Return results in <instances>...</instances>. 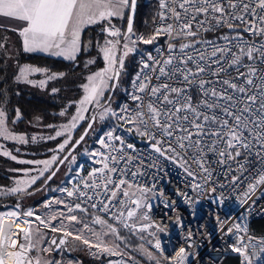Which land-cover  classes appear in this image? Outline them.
I'll use <instances>...</instances> for the list:
<instances>
[{
    "label": "snow or ice",
    "instance_id": "obj_1",
    "mask_svg": "<svg viewBox=\"0 0 264 264\" xmlns=\"http://www.w3.org/2000/svg\"><path fill=\"white\" fill-rule=\"evenodd\" d=\"M135 8L136 0H0V17L23 22L18 32L23 38L25 52L39 51L75 60L81 51L82 30L98 23H105L102 32L116 38H106L100 47L105 66L87 76L75 114L54 136L41 137L54 140L66 136L57 149L52 150L55 154L45 160L19 161L42 167L17 170L25 178L16 179L15 186L7 189L6 194L26 193L46 173L50 174L46 176L45 184L52 180L59 165L69 159L68 156L60 158L59 153L69 145V152L74 150L91 130L95 115L84 134L72 142V132L87 119L85 113L89 112V106L100 110L101 120L111 115L122 126L126 125L128 132L135 130L147 141L148 149L146 154L138 155L135 145L126 143L114 131L99 137L97 143L103 150L98 149L89 155L96 158L95 163L100 166L73 183L71 190L67 187L54 190L75 198L76 202L69 203L65 199L47 201L46 208L53 204L63 206L47 217L28 210L24 216L34 217V222L25 219L28 227L18 228L15 233L11 224L20 219L19 204L17 210L0 214V264H57L43 259L40 254L53 251L52 245L61 248L69 237L90 249L122 255L118 251L119 244L108 245L104 239L114 236L123 241L120 227L133 234L143 233L153 226L163 231L159 225L149 222L151 200L163 196V192H157L154 184L149 186L138 179L147 174V169L159 168L160 160L182 169L192 178L189 187L194 190L209 183L215 185L214 172L225 177L233 188L246 184L241 193L245 202L264 186V0H159L160 24L148 38L137 36L133 31ZM126 9H130V14L127 29L122 33L111 24V20L123 18ZM221 29L229 31L216 40L198 38L202 33ZM245 33L261 39L245 40ZM161 35L169 38L167 55L157 58L149 54L142 62L141 70L132 82V106L125 105L120 113H116L102 105L105 91L118 86L124 59L136 50L137 42L151 44ZM176 40L182 42L179 45L172 42ZM157 51L163 53L164 50ZM94 62L90 60L88 63ZM41 71L45 70L25 65L19 69L16 79L44 88L48 80L63 76L59 73L49 75L46 80L29 79L30 74ZM60 115L65 116L66 111H61ZM20 116V110L16 109L12 122L15 123ZM7 120V113L0 108V139L27 144L28 138L12 132ZM31 140L35 142L37 137L32 136ZM0 155L17 160V156L2 143ZM71 159L75 162L76 158L72 156ZM217 187L223 188L225 184L211 187L210 192L215 193ZM177 195L190 199L182 191ZM213 202L222 204L223 197ZM173 206V202L165 203V207ZM89 209L104 213L116 223H109L96 215L92 224L102 225L107 231H95L88 222L74 214L87 215ZM4 215L15 219L5 222ZM53 221L57 225H53ZM75 224H82V229L75 233L69 231L67 226ZM240 227L235 224L227 229L226 234L239 231ZM42 228L62 233L59 242L53 237L49 246L44 247ZM85 230L95 238V243L84 238ZM191 235L189 232L188 238ZM239 242L243 244V240ZM260 243L264 244V241ZM154 247L163 251L159 240ZM33 251L38 253L36 257L30 255ZM188 255L186 248L180 247L169 258V264H185ZM147 256L155 264H160L151 252ZM110 264H127V261Z\"/></svg>",
    "mask_w": 264,
    "mask_h": 264
},
{
    "label": "built area",
    "instance_id": "obj_2",
    "mask_svg": "<svg viewBox=\"0 0 264 264\" xmlns=\"http://www.w3.org/2000/svg\"><path fill=\"white\" fill-rule=\"evenodd\" d=\"M152 1L155 2L157 11L149 25L150 33L146 36L141 33H135L137 36L148 38L160 24L158 16L160 12L159 0ZM112 25L120 29L122 33L125 30L123 25ZM228 31V29H221L215 32L202 33L198 38L216 40L220 35ZM244 39L259 40L261 38L251 37L245 33ZM168 42L169 38L165 35H161L151 44L137 42L135 45L136 50L130 53L133 56L135 70L122 99L115 109L116 113H120V110L125 105L132 106V101L130 100V93L134 91L132 82L141 70L142 62L148 59L149 54L157 58H160L161 55H167ZM172 42L179 45L182 41L176 40ZM157 49H163L164 51L159 53ZM126 129L127 126H122L121 122L113 116L111 122H108L99 131L94 143L82 151L77 162L69 170L64 180L52 188L53 193L60 194L70 202H76L75 198H68L64 193L54 190L63 187L71 190L73 183L79 182L82 177H87L94 167L100 166L95 163L96 158L91 157L89 154L98 149L103 150L97 141L99 137L108 131H114L126 143L134 144L138 155L146 154L148 151L146 148L147 141L142 139L135 130L128 132ZM146 172V175L138 178L140 182L149 186L154 184L157 192H163V196H157L151 200L153 206L149 222L153 225H159V228L163 229V231H159L153 226L139 234L144 235L153 245H155L156 240L160 241L163 251L155 250L166 264H169V258L174 256L180 247H185L189 253L185 264H221L228 255L237 256L238 264H264V250H262L264 249V244L260 243L264 241V234L255 235L249 231V223L252 220L264 217V186L258 188L251 198L245 202V198L241 193L244 192L246 184L242 183L239 187L233 188L225 177L219 175L218 172H214L212 178L216 184L209 183L200 190L190 188L189 185L192 183V178L188 177L179 167L166 161L160 160L159 168L147 169ZM198 182L203 183V181ZM218 184H225V187H217L215 193L210 192L209 189ZM178 191L186 193L190 199L177 195ZM221 196L223 197L222 204L213 202V200ZM166 202H173L174 206L165 207ZM89 211L94 215H100L103 219L108 220L109 223H116L104 213L91 209ZM235 224L241 226L239 231L226 234L227 229ZM119 229L130 232L122 227ZM189 232L192 233L191 238H188ZM151 233H155V235H151ZM240 240H243V244L239 242ZM115 260L127 261V264H142L134 259L122 260L116 258ZM110 262L112 261H107L105 264H110Z\"/></svg>",
    "mask_w": 264,
    "mask_h": 264
},
{
    "label": "trees",
    "instance_id": "obj_3",
    "mask_svg": "<svg viewBox=\"0 0 264 264\" xmlns=\"http://www.w3.org/2000/svg\"><path fill=\"white\" fill-rule=\"evenodd\" d=\"M156 11L157 6L154 1L138 0L133 31L145 36L148 35L150 33V22L155 17ZM123 26L125 27V21ZM102 28H104L103 23L85 28L82 34L81 51L75 60L66 61L42 54L25 53L22 50L20 37L17 32L0 27V108L7 113V123L13 127L14 131L30 135L39 129L43 131L45 126L58 123L64 117H66L64 120H67L72 115L75 111L76 101L82 93V84L86 78V74L91 70L97 69L101 64L97 55L96 43L105 36ZM90 60L95 62L88 63ZM22 64H32L45 70V76L59 73H63V76H57L56 79L48 80L44 88L34 86L16 79L19 74V67ZM134 70L133 61L131 64L126 63L125 69H123L125 76H119L118 86L115 87L112 94L116 107L128 87L129 76L133 75ZM44 74L38 73L35 75V78L42 79ZM52 89H57L58 91L53 92ZM16 109L20 110L21 116L19 120L13 123L12 121L16 117ZM61 111H66V115L61 116ZM88 116L73 131V136L76 138L84 129L91 115ZM106 122L105 120L100 121L99 127H103ZM95 137L92 135L89 140L95 141ZM81 149L82 147L79 145L76 152ZM3 173L0 171V184L6 185L9 178L3 175ZM47 175L48 173H46ZM52 184L53 180H50L46 185L50 188ZM39 187L36 186V189ZM30 191H33V189ZM9 196L11 195L0 196V201H8L10 199ZM82 217L86 216L82 215ZM119 230L120 235L125 239L129 240L132 238L129 232L122 229ZM249 231L255 235L264 234V217L252 220L249 223ZM60 257L65 259L71 258L79 264H94L90 258H84L82 255L72 256L67 255L65 252L52 254V259ZM136 260L138 261V258ZM164 264H166L165 261ZM221 264H238V258L235 255H228Z\"/></svg>",
    "mask_w": 264,
    "mask_h": 264
},
{
    "label": "rangeland",
    "instance_id": "obj_4",
    "mask_svg": "<svg viewBox=\"0 0 264 264\" xmlns=\"http://www.w3.org/2000/svg\"><path fill=\"white\" fill-rule=\"evenodd\" d=\"M127 15H126V17H127ZM114 19H116V18H113L111 20V24L115 23ZM103 25L105 27V23H103ZM134 33H136V32L134 31ZM104 35H105L104 38L99 39L96 43L97 55L101 61V64L97 69L89 71L86 74V78L88 75L95 73L96 71H98L99 69H101L105 66V62L103 61V58H102L103 54L100 51V47L104 45V41L106 38H108V39H113V38L108 37L106 33H104ZM132 61H133V56L129 53L128 56L125 57V59H124V68L123 69H125L126 63L131 64ZM25 65L36 67L32 64H22L19 67V69ZM36 68H38V67H36ZM38 73H41L43 75L44 71L30 74L29 79H32L35 81L47 79L48 76H45L46 74H44V76H42V79L35 78V75ZM120 75H121V77H124L125 71L123 72V70H122ZM131 76H132V74L129 76V79L131 78ZM86 78H85L83 84L87 82ZM112 90H113V88L105 91L104 97L101 98V104L104 106L110 107L112 109V111L115 112V109H116V105H114L115 101H114V98H112L111 93H110ZM82 96H83V89H82V93H81L80 97L76 101V107L78 106L77 102L82 98ZM76 107H75V111H76ZM75 111L72 113V115L75 114ZM92 114H94L96 116V120L93 123L92 128L89 131L88 135L85 137L84 141L80 144L82 149L78 150L77 152L75 150V152H73L69 156V159L64 164L59 165V170L56 171V175L52 178L53 184L50 186V188L45 184V179H46V174H45L44 178L39 179L34 185H32L27 190L26 193H23V194H10V193L6 194L7 189L15 186L14 182L16 179L25 178L23 176V173L21 171H17V170L33 169V168L42 167V166H37V165H33V164H28V163H20L19 161H33V160L50 159L51 156L53 154H55L52 150L57 149V146L63 142V139H65L66 136L57 137L54 140L41 139V137L46 138L48 136H54L55 132L57 130H61V126L65 123H67L72 115L69 118H67V120H64L66 118V117H64V119L59 121L58 123L50 124L53 127H49V125L45 126L43 131H41V129H39L38 131L31 133L30 135L14 131L13 127L10 124H8V126L12 132H14L17 135H25L28 138L29 142L27 144H22V143H18V142H14V141H4V140L0 139V143L4 144L5 147L7 148V150L11 151V153L13 155L17 156V160L14 161L10 157H5L3 155H0V171L4 172L3 175H5L9 178L8 184H6V185L0 184V196L4 197V196L11 195V196H9L10 199L8 201L2 203V205L0 207V214H5V213H8L10 211L17 210L16 205L19 204V209L17 211L19 212L20 219L16 220V221L23 222V224L21 226H19V228L22 229V228L28 227V224L24 222L25 219H27L30 223L34 222V217H25L24 216V213H26L28 210L34 211V213L36 215H41V216L47 217L50 214H52L53 212H56V211L63 208V206L55 205V204H53L50 208H46V207H44V205L47 201H49L51 199H65L69 203H73V202H70L69 200H67L66 198H64L63 196H61L60 194L53 193L52 188L56 184H59L60 182H62V180H64V178L69 173V170L77 162L81 152L83 150H85L86 148H88L92 142H94V141L89 140L90 136H92V135L97 136L99 131L102 130V128H104V126L107 125L108 122H111V120L113 118V116H111V115L106 116L103 120H105L107 122L105 123V125L103 127L100 128L99 127L100 121H103L99 118L100 110L95 109L92 106H89V112L85 113V115L86 116H88V115L92 116ZM32 136L37 137V140L35 142H33L31 140ZM72 136H73V132H72ZM75 139H76V137L73 136V141ZM95 139H96V137H95ZM67 148L68 147H66V149ZM66 149H65V151H66ZM64 152H62V154L59 153L60 158ZM72 156H75V158H76L75 162L72 161V159H71ZM48 174H50V173H48ZM36 186H40V187L38 189H36ZM32 189H33V191H30ZM74 214L78 215L85 222H88L90 224V226H92L95 231H97V232H101V231L106 232L107 231V229L102 225H93L92 224V221L94 220L96 215H94L90 211H89V214H87V215L81 214L79 212H76ZM82 215H84L86 217L83 218ZM4 218H8L11 220L15 219V218L7 216V215H4L3 219ZM66 224H67V222H66ZM53 225H57V222L53 221ZM67 227H68L69 231H73L75 233V232L79 231L80 229H82V224L68 225ZM41 230L45 233L43 246L47 247V246H49V241H50V237H51L52 232L49 229H43L42 228ZM129 233L133 239L131 238L128 240V239L124 238L123 241H120L114 236H108V237L104 238L105 243L108 245H111L114 242L119 244L118 251H120L122 253V255H111L109 253L102 252L96 248L90 249L87 245H84L81 241H76L70 237L71 243L73 245L71 248V250H72L71 255L72 256L73 255H75V256L76 255H82L84 258H90V260L94 264H105L107 261H112V262L118 261V260H115L116 258H120L123 260V259H129V257H131L134 260H136V258H138V261L141 262L142 264H155L154 261L148 259L147 253L151 252L160 261V264H164L163 258L155 250L154 245L151 241H149L142 234H139V233L133 234L131 232H129ZM83 236H84V238L91 240L93 243L96 242L95 238L91 235V233H89L86 230L83 232ZM120 236L123 237L122 235H120ZM141 237H143V239ZM20 239H21V242H23L22 238H20ZM37 254L38 253L35 251L30 253V255L32 257H36ZM40 255L42 256L43 259H45L49 262H57V264H79L71 258L65 259L63 257H60V258L52 259V253L51 252H44V253H41Z\"/></svg>",
    "mask_w": 264,
    "mask_h": 264
},
{
    "label": "crops",
    "instance_id": "obj_5",
    "mask_svg": "<svg viewBox=\"0 0 264 264\" xmlns=\"http://www.w3.org/2000/svg\"><path fill=\"white\" fill-rule=\"evenodd\" d=\"M127 14H128V9L125 10V15H124L123 18H116V19H114V21H115L114 24H116V25H123L124 24V21L126 23V18H127L126 15ZM22 24H23V22H21V21H17V20H14V19H9V18H6V17H0V27H4V28H8L10 30H13L14 32H17L18 35H19L18 28L20 26H22ZM94 25H96V24H94ZM94 25L85 26L84 29L87 28V27H90V26H94ZM84 29L81 32V43H82V34H83ZM19 37H20V41H21L22 50L24 51V49H23V43H22L23 38L20 35H19ZM25 53H29V54H42V55L50 56V57H53V58H58V59L66 60L63 57H57V56H53V55H51L49 53H44V52H39V51L38 52H31V53L30 52H25ZM77 55H78V53H77ZM66 61H72V60H66Z\"/></svg>",
    "mask_w": 264,
    "mask_h": 264
},
{
    "label": "water",
    "instance_id": "obj_6",
    "mask_svg": "<svg viewBox=\"0 0 264 264\" xmlns=\"http://www.w3.org/2000/svg\"><path fill=\"white\" fill-rule=\"evenodd\" d=\"M137 2H138V0H136V6H137ZM135 12H136V8H135ZM135 12H134V15H133V23H134V17H135ZM130 14V9H128V15ZM128 15H127V19H126V23H125V30H124V32L126 31V29H127V23H128ZM114 89L115 88H113V90L110 92L111 93V96H112V94H113V91H114ZM94 114H92V116H93ZM91 116V117H92ZM91 117L89 118V120H88V122H87V124L85 125V127H84V129L82 130V132L79 134V136L75 139V140H77V139H79V137L82 135V134H84V132H85V129L88 127V123H89V121H90V119H91ZM93 125V124H92ZM90 131V130H89ZM86 137V136H85ZM74 140V141H75ZM73 141V142H74ZM82 143V142H81ZM71 146V145H70ZM69 146V147H70ZM69 147L66 149V151L63 153V155L61 156V158H63L64 156H70L76 149H77V147H75V149L74 150H72L71 152H69ZM49 182V181H48ZM47 182V183H48ZM2 203V201H0V204ZM4 221L5 222H10V221H12L11 219H8V218H4ZM23 224V222H21V221H16L15 223H12L11 224V228H12V230H13V233H15V231L19 228V226H21ZM25 226V225H24ZM6 230V229H5ZM62 236V235H61ZM53 237H55L56 238V236H53ZM61 238V237H60ZM59 238V239H60ZM68 240V239H67ZM10 250V249H9ZM58 249H54V252H56ZM10 264H11V262H10Z\"/></svg>",
    "mask_w": 264,
    "mask_h": 264
},
{
    "label": "flooded vegetation",
    "instance_id": "obj_7",
    "mask_svg": "<svg viewBox=\"0 0 264 264\" xmlns=\"http://www.w3.org/2000/svg\"><path fill=\"white\" fill-rule=\"evenodd\" d=\"M4 201H2L3 203ZM2 203L0 204V206L2 205ZM62 233H52L51 234V237H50V240L53 238V236H56V239H57V243L59 242V238L61 237ZM50 242V241H49ZM72 243H71V238L69 237L68 240L66 241V244L61 246V248H59L56 252H65L67 255H71L72 254ZM53 248V251H51V253H56L54 252V249H55V246L52 245L51 246Z\"/></svg>",
    "mask_w": 264,
    "mask_h": 264
},
{
    "label": "bare ground",
    "instance_id": "obj_8",
    "mask_svg": "<svg viewBox=\"0 0 264 264\" xmlns=\"http://www.w3.org/2000/svg\"><path fill=\"white\" fill-rule=\"evenodd\" d=\"M12 249H10V251H11Z\"/></svg>",
    "mask_w": 264,
    "mask_h": 264
}]
</instances>
